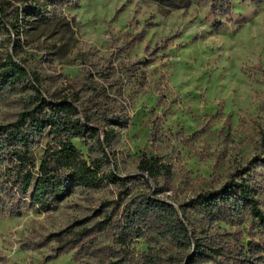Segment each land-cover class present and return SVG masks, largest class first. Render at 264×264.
I'll use <instances>...</instances> for the list:
<instances>
[{
  "label": "rangeland",
  "instance_id": "1",
  "mask_svg": "<svg viewBox=\"0 0 264 264\" xmlns=\"http://www.w3.org/2000/svg\"><path fill=\"white\" fill-rule=\"evenodd\" d=\"M179 1L0 0V125L36 86L51 100L77 99L80 116L112 130L110 169L132 190L121 199L115 186L79 187L48 211L0 210V264H264L249 249L264 244V228L248 209H181L234 180L264 213V0H229L228 12L211 0ZM8 56L31 77L3 83ZM48 139L49 130L37 139L38 162ZM73 144L87 158L86 140ZM143 155L170 172L144 180ZM141 193L186 212L191 245L148 227L122 239L123 207ZM199 244L214 251L192 263Z\"/></svg>",
  "mask_w": 264,
  "mask_h": 264
},
{
  "label": "trees",
  "instance_id": "2",
  "mask_svg": "<svg viewBox=\"0 0 264 264\" xmlns=\"http://www.w3.org/2000/svg\"><path fill=\"white\" fill-rule=\"evenodd\" d=\"M154 1L173 8L183 6L179 0ZM211 5L215 10H229V0H211ZM1 19L2 15L0 23ZM1 75L3 83L9 82L13 86L16 80L31 77L24 63L15 61L12 56H8V65ZM37 81L31 79L33 86ZM33 89L35 95L18 117L0 125V210L21 215L23 206L28 203L40 212L48 211L79 187L100 190L115 186L119 188L118 196L121 199L130 196V178L110 169L112 161L106 148L111 149L112 130L105 129L104 132L94 124L91 116H80L77 99L51 100L37 86ZM47 130L49 139L38 162L34 148L37 139ZM79 138L86 140L87 158L73 144V140ZM138 171L146 181L170 172L168 165L160 158L146 155L141 157ZM181 209L183 212L198 210L219 215H238L242 209H248L264 228V213L245 181L231 180L218 190L197 195ZM121 216L124 220L120 230L123 240L129 233L147 227L155 229L158 235L170 240L176 247L191 245L193 240L186 225V212L180 217L173 204L155 196L143 193L132 196L123 207ZM249 249L262 254L264 244L253 242ZM207 250L213 249L199 244L190 257L192 263L197 262V257H209Z\"/></svg>",
  "mask_w": 264,
  "mask_h": 264
}]
</instances>
